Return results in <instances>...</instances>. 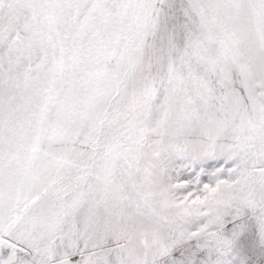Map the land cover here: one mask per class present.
<instances>
[{
  "label": "snow or ice",
  "instance_id": "obj_1",
  "mask_svg": "<svg viewBox=\"0 0 264 264\" xmlns=\"http://www.w3.org/2000/svg\"><path fill=\"white\" fill-rule=\"evenodd\" d=\"M0 264H264V0H0Z\"/></svg>",
  "mask_w": 264,
  "mask_h": 264
}]
</instances>
